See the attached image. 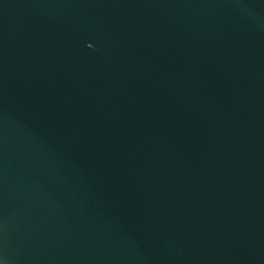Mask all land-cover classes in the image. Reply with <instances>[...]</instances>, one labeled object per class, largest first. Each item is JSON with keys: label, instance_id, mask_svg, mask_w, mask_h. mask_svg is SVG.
I'll return each instance as SVG.
<instances>
[{"label": "water", "instance_id": "1", "mask_svg": "<svg viewBox=\"0 0 264 264\" xmlns=\"http://www.w3.org/2000/svg\"><path fill=\"white\" fill-rule=\"evenodd\" d=\"M0 264H264V0H0Z\"/></svg>", "mask_w": 264, "mask_h": 264}]
</instances>
